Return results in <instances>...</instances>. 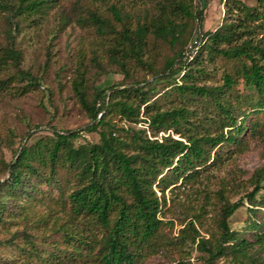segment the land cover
Returning <instances> with one entry per match:
<instances>
[{
	"label": "trees",
	"instance_id": "16d2710c",
	"mask_svg": "<svg viewBox=\"0 0 264 264\" xmlns=\"http://www.w3.org/2000/svg\"><path fill=\"white\" fill-rule=\"evenodd\" d=\"M56 1L0 0V8L13 18H44L55 9ZM154 1L159 14L146 15L143 22L138 19L133 24V17L115 3L109 7L112 18L90 8L88 16L80 17L79 22L92 27L102 39L111 40L112 57L125 77L130 76V62L146 65L144 56L150 37L168 45L172 56L167 58L163 70L153 73L154 77L182 74L175 87L179 95L190 101L208 100L216 115H209V111L199 115L184 103L162 111L145 91L148 81L135 80L90 92L88 68L80 51L72 88L90 119L87 130L98 132L100 141L76 146L79 131L53 130V137L32 145L21 144L6 165L8 177L0 180L3 229L14 220V214L28 216L36 205L46 201L53 202L68 217L52 228V235L42 237L41 246L23 233L20 247L25 252L24 260L37 258L43 264L49 260L76 263L80 259L97 264H143L148 257L173 245L163 231L168 224L167 191L180 182H195L202 171L220 162L222 146L242 152L247 148L242 138L244 132L255 134L264 128V41L253 37L257 29H264V0H258V7L232 0L242 17L200 34L196 31L203 29L205 19L203 9L195 5L196 0ZM255 21L260 23L252 28L250 24ZM8 37L13 39L12 34ZM206 50L210 60L221 56L240 63L234 74L225 75L221 86H200L193 81L195 67L203 72L199 63ZM21 61L22 52L13 43L0 48V65L16 70L0 81V91L15 79L27 82L21 94L39 86L36 77L20 68ZM239 83L244 89L249 87L251 93L234 99ZM240 102L249 106L242 115ZM116 117L128 123H143L147 129L126 131L117 125ZM168 131L180 138L156 139L158 134ZM248 184L245 195L235 202L226 196L229 184L217 193V229L209 238L196 227L203 217V202L180 231L178 240L184 244L191 241L203 254L205 264H217L231 255L237 264H260L254 253L255 247L264 248V168L258 169ZM246 204L245 229L233 230L230 220ZM45 221L41 219L39 225ZM16 240L14 237L8 242ZM46 246L52 250L48 251Z\"/></svg>",
	"mask_w": 264,
	"mask_h": 264
},
{
	"label": "rangeland",
	"instance_id": "374dc122",
	"mask_svg": "<svg viewBox=\"0 0 264 264\" xmlns=\"http://www.w3.org/2000/svg\"><path fill=\"white\" fill-rule=\"evenodd\" d=\"M76 1L57 0L55 9L44 18H13L11 13L0 8V48L8 47L13 43L22 52L20 68L30 72L39 81L37 88L25 94H21L20 91L27 82L17 79L10 82L4 91H0V180L8 177L6 165L12 161L21 144L32 145L42 138L53 137V130L79 131L80 137L75 140L76 146L100 141L98 132L87 130L90 119L78 103L72 88L80 60V51L84 54V61L88 68L90 92L93 89H108L111 86L135 80L143 83L148 81L145 91L149 92L153 97L152 101H155L162 111L184 103L198 111L199 115H204V112L208 113V111L209 115H216L217 111L208 104V100L190 101L179 95L175 87L180 83L182 74L172 77H154L153 73L163 70L167 58L172 56L168 45L157 43L150 37L147 53L144 56L146 65L130 62L128 65L130 76L125 77L124 72L112 57L109 48L111 40L102 39L92 27L79 22L80 17L88 16L90 8L98 9L106 18H112L109 7L113 3L133 17V24L138 19L143 22L146 15L152 17L159 14L155 9L154 0H90L81 3ZM239 1L248 7L260 5L258 0ZM195 5L198 9H203L205 19L203 29L198 28L196 34L215 31L223 24L236 22L239 16L242 17L232 0H196ZM258 23L260 22L255 21L250 25L253 28ZM9 34L13 37L11 41ZM253 37L264 41V29H257ZM239 64L236 59L221 56L210 60L209 51L206 50L202 53L199 63L203 72L197 71L195 67L192 70L195 78L193 81L200 86H221L225 75L234 74L235 67ZM15 72L12 66L6 68L0 65V81ZM234 91V99L251 93V89L249 87L244 89L242 83H239ZM240 108V115L243 111L249 110L248 104L241 102ZM115 121L126 131L128 128L147 129L143 123H128L119 117H116ZM148 135L153 138L151 132H148ZM168 136L180 138L168 131L158 134L156 139L163 140ZM242 138L247 147L245 150L235 152L227 146H222L219 148L220 162L202 171L195 182H180L175 188L173 186L167 191L169 204L165 210V221L168 224L163 231L173 245H167L157 255L148 257L143 264H205L203 254L191 241L188 240L184 244L178 240L180 231L194 217L195 208L203 202V217L201 224L197 222L196 227L201 235L209 238L210 234L217 229L218 208L217 200L214 199L217 193L224 185L229 184L226 196L231 202L238 201L245 195L246 187L249 186L247 183L255 172L264 168V128L255 134L247 130ZM247 207L246 204V207L238 210L231 218L230 225L233 230L245 229ZM14 215V220L8 222L5 229L0 227V264H29L30 262L43 264L37 258L32 261L22 258L25 255L20 247V242L25 237L23 233L35 238V243L41 246L42 237L52 235V228L65 222L68 218L67 214L53 202L46 201L36 205L29 211L28 216H20L17 213ZM41 219L46 221L40 226ZM14 237L17 239L15 243L8 242ZM46 248L48 251L52 250L48 246ZM255 249L256 262L264 264V248L255 247ZM80 260L76 263H56L49 260L46 264H97ZM217 264L237 263L231 255L222 258Z\"/></svg>",
	"mask_w": 264,
	"mask_h": 264
}]
</instances>
